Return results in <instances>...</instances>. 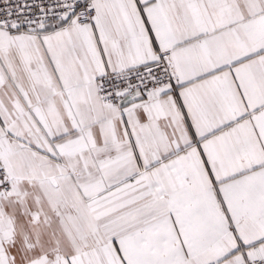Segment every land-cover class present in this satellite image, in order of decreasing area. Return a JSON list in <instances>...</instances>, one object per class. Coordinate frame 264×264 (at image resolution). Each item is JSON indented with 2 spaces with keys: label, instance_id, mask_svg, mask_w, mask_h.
<instances>
[{
  "label": "snow or ice",
  "instance_id": "1",
  "mask_svg": "<svg viewBox=\"0 0 264 264\" xmlns=\"http://www.w3.org/2000/svg\"><path fill=\"white\" fill-rule=\"evenodd\" d=\"M0 264H264V0H0Z\"/></svg>",
  "mask_w": 264,
  "mask_h": 264
}]
</instances>
